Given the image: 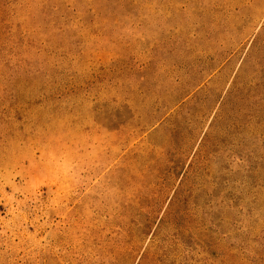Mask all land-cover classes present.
I'll return each instance as SVG.
<instances>
[{
	"label": "rangeland",
	"instance_id": "obj_1",
	"mask_svg": "<svg viewBox=\"0 0 264 264\" xmlns=\"http://www.w3.org/2000/svg\"><path fill=\"white\" fill-rule=\"evenodd\" d=\"M0 264H264V0H0Z\"/></svg>",
	"mask_w": 264,
	"mask_h": 264
}]
</instances>
